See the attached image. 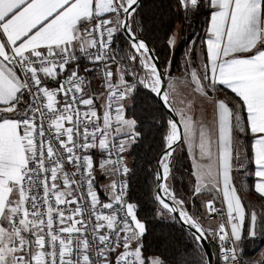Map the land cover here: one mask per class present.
<instances>
[{"label":"snow or ice","instance_id":"obj_1","mask_svg":"<svg viewBox=\"0 0 264 264\" xmlns=\"http://www.w3.org/2000/svg\"><path fill=\"white\" fill-rule=\"evenodd\" d=\"M138 2L0 0V264H145L141 247L132 249V242L144 234L145 225L137 218L136 205L124 201L122 193L126 185L118 187L113 181L108 186L112 199L101 204L94 188L95 161L87 154L88 150L99 148L102 153L111 155L117 145L110 137L121 133L133 138L138 135L134 131L136 121L126 119L124 106L119 104L136 85L128 83L124 70L117 67L114 73L108 64L109 60L115 61V54L110 56L109 51L116 31L127 30L133 52L128 59L139 58L141 66L147 70L138 83L157 95L162 92L161 74L152 62L149 48L132 32L127 20L121 19V14L132 17ZM179 2L185 9L198 6V0ZM209 4L212 11L206 40L208 72L201 78L193 70L191 81L194 90L205 96L203 80L209 81L213 88L219 84L230 89L246 109V126L241 124L240 114L233 112L223 100L215 102V133L203 125L197 127L193 119L181 111L183 134L170 119L165 136L169 151L161 159L163 177L158 173L157 178L166 180L171 149L183 138L190 148L198 147L200 157L209 161L207 165L197 166L195 193L209 185L218 188L211 163L213 136L216 135L218 176H222L231 235L239 241L238 222L245 220L246 211L230 175L234 153L237 159L240 156L234 148V131H250L254 137L253 162L255 176L259 178L255 191L264 197V0H209ZM106 14H114V19H103ZM85 23L92 28L82 32ZM114 24L116 26H112ZM77 44L90 62L104 65L108 103L102 125L94 97L84 98V80L78 71L73 70L63 82L59 81L68 65L77 60ZM116 76L118 81L113 83ZM48 80L57 81L59 87L49 89L45 84ZM60 94L65 97L63 107L57 99ZM26 96L30 102L25 100ZM163 100L169 103L168 92L163 93ZM114 103L119 106L115 108L117 126L113 132L111 109ZM77 105L86 106L87 111L81 113ZM45 118L54 129L53 137L46 138ZM125 143L120 141V153ZM121 163L122 157L103 159L100 168L107 171L111 166L115 175L120 170L116 166ZM67 165H72L75 171L69 174ZM240 168H244L242 163ZM127 171L124 167L123 172ZM58 181H62L63 190ZM80 184H86V192L73 188ZM160 188L179 206L181 219L199 234L196 239L202 238L204 230L183 210L184 202L177 200L166 184H161ZM78 190L82 191L81 197L75 195ZM156 199L164 209L178 211V207L166 203L159 194ZM69 205L75 207L69 208ZM207 207L210 212L215 211L211 201ZM101 209L111 211L105 214ZM256 222V213L252 212V235H255ZM218 233L219 239L225 241L224 224L220 225ZM121 245L123 251L115 255ZM224 252L225 260L231 253L235 264L234 249ZM151 264H161V261L156 259Z\"/></svg>","mask_w":264,"mask_h":264},{"label":"trees","instance_id":"obj_2","mask_svg":"<svg viewBox=\"0 0 264 264\" xmlns=\"http://www.w3.org/2000/svg\"><path fill=\"white\" fill-rule=\"evenodd\" d=\"M208 15L206 0H198L196 8L190 7L185 11L181 9L179 0H141L129 23L132 32L150 45L165 74L168 67L171 69L177 65L178 57L193 36H202L201 48L204 52L203 39ZM178 30L181 31V38L174 48L169 41ZM128 43L122 33L116 34L114 48ZM125 77L127 81L130 80L127 75ZM135 85L129 95L130 104L125 108V116L136 121L134 131L138 135L128 145L124 156L129 166L128 201L136 205L137 218L145 225V232L138 239L142 257L145 263L150 257H157L161 264H207L195 237L156 199V162L166 145L170 119L150 89L140 83ZM216 89L237 100L223 87L216 85ZM239 110L241 124L246 126L245 109L240 105ZM252 140L250 131L240 132L234 145L235 151L240 153L238 159L234 153L235 163L244 165V168H240L242 178L251 190L254 178ZM169 165V186L175 197L183 200L191 212L193 205L199 204L191 198L193 178L182 143L175 148ZM255 197L262 201V205L257 211L256 234L248 236L245 233L241 241L240 254L246 263L252 261L264 247V199L257 194Z\"/></svg>","mask_w":264,"mask_h":264},{"label":"crops","instance_id":"obj_3","mask_svg":"<svg viewBox=\"0 0 264 264\" xmlns=\"http://www.w3.org/2000/svg\"><path fill=\"white\" fill-rule=\"evenodd\" d=\"M207 6L209 8V15H208V20L205 26V36L203 39V46H204V52L202 49V65L205 69L206 72H208V69L206 68V65L208 63L207 61V45H206V40L209 36L207 29L210 25L211 22V11L212 8L210 7L209 4V0H206ZM103 17H107L108 19H114V14H106ZM121 19H123V14H121ZM86 24V23H85ZM85 24L81 27V31H84V26ZM112 26H116L115 24ZM119 31H117L116 34H118ZM173 41V40H172ZM171 45L174 46V41L173 43H171ZM80 45L77 44L75 50H79ZM114 50V49H113ZM111 63V60H109V64ZM115 64L111 66V69L114 73H116V69L117 67L123 69V64H120L116 61L114 62ZM68 69L70 71L73 70H77L81 73H83L87 79H88V86L87 88L84 90V98H88V97H94V107L98 113V115L101 117V120L99 121L100 124H103V113L105 111V97H106V90L102 88L101 86V82L98 76V72L96 70V68L93 66V64H91L90 62L87 61H80L76 64H72L68 67ZM19 74V73H18ZM210 75V73H208ZM126 79V77H125ZM115 83L118 81V76L115 77ZM46 86L49 89H56L58 88V83L57 81L54 80H48L45 82ZM219 85V84H217ZM221 87H223L225 90H228L229 92H231L230 89H227L225 86L223 85H219ZM216 87V86H215ZM217 90V89H216ZM219 91V90H217ZM222 95H224V97H226V103L230 104L229 108L233 111V112H238L240 114V110L239 107L240 105H242V102L239 100L238 97L235 96L234 93H232L237 100H233L231 99L227 94H225L222 91H219ZM130 95V94H129ZM129 95H127L125 97L124 100L120 101L119 104H122L124 106L123 109V115L125 116V108L130 104V97ZM59 105L62 103V99H61V95H58L57 97ZM25 100L27 101L26 97ZM215 102L217 101H211L209 99L204 100L202 103H195L194 101L192 102V109L188 112V116L191 117L193 119V121L196 123L197 127H199L200 125H203L206 129H210L213 130V132L215 133V130L217 129V122H216V113H217V109L215 106ZM227 104V105H228ZM240 104V105H239ZM119 106V105H118ZM86 108V106H85ZM87 110V108H86ZM245 113H246V109H245ZM179 116V115H178ZM178 118V117H177ZM181 127H182V134H183V122L181 120V116H179L178 118ZM117 125H115L113 132L115 131ZM237 132L236 135H238L240 132L239 131H235ZM118 136L121 138V140L126 141V143H131L133 141V137L131 136H126L123 133L118 134ZM233 137H234V133H233ZM216 135L213 136V147H212V151H213V159L211 161L213 167H212V175L213 177H217L218 178V188H213L211 185H209V187L204 188L200 193L196 194L195 193V187L197 186V178L194 175V173H196L197 171V166L198 165H207L209 163L208 160L206 159H202L200 157L199 154V149L198 147L195 148H190L188 143L184 141V139L182 138V145L184 146L189 162H190V167H191V176L193 178V186H192V191L193 194L191 195V198L195 199V202H197L201 209H203L204 212V207H205V202L207 200H215V201H219L222 202L227 209V205L224 202L223 199V182H222V176H218V169L216 166ZM254 142V137L252 140V143ZM98 143V140H97ZM252 143H251V148H252ZM197 144H198V140H197ZM93 156L94 161H95V171H94V177H95V184H94V188L97 191L98 195H99V199L100 202H106L108 200L111 199L112 197V192L110 187H108L109 185H111V183L113 182L114 179V175L112 174V167L109 166L108 170H102L100 168V161L103 159H108L106 152H101L99 150V148L96 149H90L88 150V153ZM252 155H253V161H254V153L252 150ZM240 169V168H239ZM241 174L240 177L237 179V174ZM231 178H232V183L235 186V188L237 189V193L240 196L242 203L245 207V211H246V217L245 220L241 223L238 222L240 225V233H241V239L239 241H237L236 239V244L238 249L241 251V241L242 238L244 236V234L246 233L248 236H254L251 234L252 232V225H251V213L255 212L256 216H257V211L259 210V208L262 205V201L258 200L255 197V194L259 195L256 191H255V184L258 182V179L255 176V165H254V170H253V183H252V190L249 188V186L247 185V183L243 180L242 178V170H236V166H235V157L233 159L232 162V170H231ZM260 196V195H259ZM261 198L264 199V197L260 196ZM206 218V216H205ZM207 219V218H206ZM208 220V219H207ZM210 221V220H209ZM255 234H256V224H255ZM138 240V239H137ZM137 244V242H135ZM134 242H132V244L136 247V244ZM143 258V257H142ZM256 262L259 261V264H264V247L259 251V253L255 256ZM259 259V260H257ZM258 264V262H257Z\"/></svg>","mask_w":264,"mask_h":264},{"label":"rangeland","instance_id":"obj_4","mask_svg":"<svg viewBox=\"0 0 264 264\" xmlns=\"http://www.w3.org/2000/svg\"><path fill=\"white\" fill-rule=\"evenodd\" d=\"M172 38L174 41V48H175V46L177 45V43L181 38V31L178 30L177 34H175V36ZM128 41H129L128 45L123 47L116 46L114 48L112 55L115 54V61H111L110 67L114 65L115 64L114 62L116 61L119 63V65L123 64V69L127 73V76L130 78V80H128V83L136 84L141 78L145 76L147 70L141 66L139 58L135 61H131L128 59V57L133 54L130 46L131 42L130 40ZM201 43H202V36H198V37L193 36L192 39L187 41L183 53L178 57L177 65H175V67L171 69L170 67H168L165 71V77H166L165 92H168L169 104L178 118L180 116L179 113L181 111H183L185 115L188 114V112L192 109L193 101L195 103H202L204 100L207 99L211 101L223 100L225 102L227 100L226 97H224V95H222L219 91H217L216 87L213 88L209 83V81L207 80H203V84L205 85V91L207 92V96L202 95L201 93L194 90L195 85L191 81V72L193 70H196L197 74L201 78H203V76L206 74V71L202 65ZM228 106H230V104H228ZM125 118L131 119L128 117ZM236 134L237 132L234 131V145L237 143ZM128 145L129 143H125L124 152L126 151ZM126 164L128 165L127 158H126ZM235 166H236V170H240L239 165H236L235 163ZM240 175L241 174L239 173L236 175L237 179L241 178ZM168 178H169V174L166 178V185L170 190V192L173 193L169 186ZM177 200H181V199L178 198ZM177 207L179 208V206ZM182 207L183 210H185L190 216L196 219L197 222L202 226L204 233L207 235L208 239H213V223L205 218V214L203 212V209H201L200 205L199 206L193 205L191 212L187 210L185 202L183 203ZM133 242L134 243L137 242V244L135 243L136 247H139L138 240H134ZM156 259L158 258L150 257L147 260V264H151V262ZM257 262L259 264V261ZM257 262L256 259H253L252 261H247L246 264H257Z\"/></svg>","mask_w":264,"mask_h":264},{"label":"built area","instance_id":"obj_5","mask_svg":"<svg viewBox=\"0 0 264 264\" xmlns=\"http://www.w3.org/2000/svg\"><path fill=\"white\" fill-rule=\"evenodd\" d=\"M181 9L183 11L187 10V9H185L182 6H181ZM102 18L103 19H108L107 17H102ZM91 28H92V25L86 23L85 26H84V31L86 29L87 30H91ZM96 36L99 39V34L98 33L96 34ZM115 36H116V33H114V35H113V40H112V43H111V46H110V51H109V55L110 56L112 55V52H113V49H114ZM90 51L95 52L96 50L95 49H90ZM75 55L77 56V60L75 62H72L71 64H69L68 67L70 65L76 64V63H78L80 61L90 62L89 58L84 53H82L80 50H75ZM90 63L93 64V66L96 68V70L98 72V76H99L102 88L107 91L106 92V97H105V105H106L108 103V99H107L108 88H107V86L105 84L104 75H103V73H104V65L103 64H94L92 62H90ZM108 64H109V61H108ZM68 67H67L66 73L62 74L59 77V81L63 82L67 78V75H70V73L72 72V71H70L68 69ZM20 75L22 76L23 74H20ZM78 75L80 77H82L83 80H84V90H85L87 88V86H88V79L83 73H81L79 71H78ZM113 83H115V80H113ZM58 87H59V83H58ZM60 95H61L62 103L59 106L63 107V103L65 102V97L62 94H60ZM26 99H27V101L30 102V98L29 97L26 96ZM117 106H118V104L114 103L112 105V109H111V115L113 117V129H114L115 125H116V122H115V115H116L115 108ZM77 107L79 108V111L81 113H83L84 111H87L85 106H83V105H77ZM66 126H70V125H66ZM43 127L45 129L46 138L54 136V129L49 127V120L47 118H45V120H44ZM110 140L117 145V149L115 151H113L111 153V155H109V153L106 152V155H107L108 159L119 160L122 157V163L116 166L120 170L118 172H116V174L114 175L113 181H115L117 183L118 187L126 185V188H125L124 192L122 193V195L124 197L125 203H129V201H128V196H129V192H128V190H129V181H128L129 166L126 164V158L124 156V151L122 153L119 152L118 146L120 144L121 138L118 135H115L113 137H110ZM124 167H126L128 169L127 173L123 172V168ZM66 171L69 174H71L72 172L75 171V168L72 165H67ZM93 176H94V173H93ZM57 183H59L61 185V190H63L62 181H58ZM73 188H79V189H82L83 192H86V184L73 185ZM40 194L42 195V191L40 192ZM75 195L77 197H81L82 191H80V190L76 191ZM49 199H52V198L49 197ZM111 199H112V197H111ZM110 200H108L106 202H101V204L108 203V202H110ZM209 201L212 202V205H213V207L215 209L214 212H210L208 207H207V203ZM81 203H84V201L81 200ZM67 207L74 208L75 205H69ZM85 207H88V205L85 204ZM117 207H119V206H117ZM101 211H103L105 214H109L111 210L101 209ZM204 214H205L206 218L213 223V240L216 242V245H217L218 258H219L218 264H233V262L231 260V253H229V259L227 261L225 260V252H224L225 249H234L235 257H236L235 264H246V262H244L241 254H240V250L237 247L235 238L231 235V224L228 222V215H227L226 206L222 202H219V201L207 200L205 202ZM221 224L225 225V229H226V232H227V238H226L225 241H221L219 239L218 229H219ZM132 249L133 250L135 249V246L133 244H132ZM121 251H123L122 245L117 250L115 255H118L119 252H121ZM115 255H113L111 257L113 260L115 259ZM145 264H147V263H145Z\"/></svg>","mask_w":264,"mask_h":264},{"label":"water","instance_id":"obj_6","mask_svg":"<svg viewBox=\"0 0 264 264\" xmlns=\"http://www.w3.org/2000/svg\"><path fill=\"white\" fill-rule=\"evenodd\" d=\"M140 1L138 2V4L135 6L136 8L138 7V5L140 4ZM123 19H126L128 24L130 25L129 23V19L130 17H125L123 15ZM122 19V20H123ZM120 32L124 35V37L128 40L129 39V36H128V33L124 31V29H120ZM138 39H141L142 41H144L147 45V47L149 48L150 50V55L152 57V62L156 64L157 66V70L158 72L161 74V88H162V92L157 95L156 93H154L156 95V97L158 98V100L160 101L161 105L165 108L167 114H168V117L169 119L173 120L174 122H176L178 124V127L180 128L181 130V134H182V127H181V124L177 118V116L175 115L174 111L172 110L171 106H169V103L166 104L163 100V93L165 92V87H166V77H165V74L164 72L162 71L161 67H160V64H159V61H158V58L156 56V54L154 53V51L152 50V48L150 47V45L146 42L145 39H143L142 37L140 36H137ZM149 89V88H148ZM182 139L180 141H177L171 151H172V154L175 150V148L181 143ZM166 151H169V149L166 148V145H165V148L163 149V151L161 152V154L159 155L158 159H157V162H156V189H155V194H156V197L157 195L159 194V190H160V185L161 184H166V180L165 179H158L157 178V174L160 173L161 175V172H160V161L162 159V157L164 156L165 152ZM172 157V156H171ZM171 157L169 158V164H170V161H171ZM170 169V168H169ZM162 177V175H161ZM161 197H163L165 199V202L168 203L169 205L171 206H176L173 202V200L171 198H169L162 190H161V194H159ZM178 199V198H177ZM172 215L177 219V221L188 231L190 232L196 239V236L199 235L198 233H196V230L194 228H192L189 224L185 223L180 215H179V210L175 213L171 212ZM196 241L198 242L199 246L201 247V249L203 250L204 252V255H205V258H206V263L207 264H218L219 262V258H218V251H217V245H216V242L213 240V239H208L207 235L204 233V235L202 236V238H200L199 240L196 239Z\"/></svg>","mask_w":264,"mask_h":264},{"label":"bare ground","instance_id":"obj_7","mask_svg":"<svg viewBox=\"0 0 264 264\" xmlns=\"http://www.w3.org/2000/svg\"><path fill=\"white\" fill-rule=\"evenodd\" d=\"M124 31L127 32L126 29H124ZM139 40H141V39H139ZM159 169H160L161 175H162V177H163V168H162V165H161V161H160V167H159ZM159 194H161V188H160V190H159ZM178 210H179V208H178Z\"/></svg>","mask_w":264,"mask_h":264}]
</instances>
